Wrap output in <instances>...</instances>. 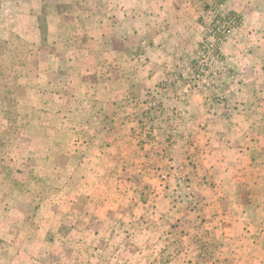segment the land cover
<instances>
[{
	"label": "rangeland",
	"instance_id": "rangeland-1",
	"mask_svg": "<svg viewBox=\"0 0 264 264\" xmlns=\"http://www.w3.org/2000/svg\"><path fill=\"white\" fill-rule=\"evenodd\" d=\"M119 1L0 0V264L170 261L167 255L148 259L143 253L144 240L137 234L142 230L134 219L138 216L136 208L147 195L132 193L137 179L121 173L117 176L115 171L114 176L101 173L105 164L99 159L100 150L87 149V134L98 142L100 138L95 135L99 132H87V125L70 129L64 123L73 116L61 115L62 112L76 109L61 83L49 82L48 100L39 93L46 76L59 74L67 80L82 74L81 64L87 59V10L106 6L111 11ZM122 1L127 10L132 9V4L137 6L134 0ZM137 2L141 10H157L167 3L168 17L147 20L145 27L161 24L160 31L154 32L165 36L159 49L183 52L175 55L171 65L165 62L164 76L133 102L139 111L136 116L131 114L134 129L127 132L126 138L142 151L148 169L160 182L158 186L167 189L173 185V201L185 204L188 211H198L202 206L192 182L200 178L201 183L203 177L199 176L196 147L184 130L188 108L195 97H200L206 115H218L222 120L242 110V76L226 64V59L245 54L247 63L257 59L264 62V43L259 46L264 0ZM227 20H231L229 24ZM145 27L138 36L151 34ZM210 44L217 59H203ZM174 78L183 80L181 88L188 86V96H180L177 89L148 97ZM59 86L62 97L56 100L53 90ZM148 101L158 103L162 112L157 115L151 109V120L145 121ZM43 105L51 110L59 105L61 114H42ZM78 105L86 108L87 102ZM81 117L87 122V114ZM179 154L184 157L182 161ZM255 212L260 222L256 232L260 240L253 244V256L244 264H264V209ZM200 241L198 252L208 255L206 245ZM163 247L165 243L158 245L157 251ZM199 256L203 262L208 261L200 253Z\"/></svg>",
	"mask_w": 264,
	"mask_h": 264
},
{
	"label": "crops",
	"instance_id": "crops-1",
	"mask_svg": "<svg viewBox=\"0 0 264 264\" xmlns=\"http://www.w3.org/2000/svg\"><path fill=\"white\" fill-rule=\"evenodd\" d=\"M134 1L137 6L132 4L130 10L122 0L111 11L106 6L87 10V59L81 64L82 74L67 80L59 74L46 76L39 92L48 100L49 82L61 83L76 110L67 109L61 114V106L51 110L43 105L41 113L73 116L63 120L70 129L87 125V132H99L95 135L100 138L98 142L87 134V149L100 150L99 159L105 164L101 173L111 176L115 171L117 176L121 173L137 179L132 193L147 195L145 202L135 207L138 216L134 219L142 230L137 234L144 240L146 258L167 255V264H244L253 256V244L260 240L256 234L260 222L255 211L264 209V62L257 59L247 63L245 54L226 59V64L242 76V110L228 119L206 115L200 97L190 102L184 130L196 147L203 182L199 183L200 178L192 182L201 209L188 211L185 204L173 201V185L167 189L158 186L160 182L148 169L142 151L126 138L127 132L134 129L131 114L136 116L139 111L133 102L164 76L165 62L171 65L175 55L181 56L183 52L159 49L165 36L154 32L160 31L161 24L145 27L147 20L168 17L167 3L157 10H141L140 3ZM143 27L151 32L149 36L145 31L142 37L138 36ZM260 38L259 46L264 43V28ZM75 48L79 50L78 46ZM60 91L61 86L53 90L56 100L62 97ZM82 101L87 102L86 108H82L84 104L78 105ZM85 114L87 122L81 117ZM178 158L182 161L184 157L179 154ZM199 241L206 245L207 262L200 259ZM162 243L166 247L157 251Z\"/></svg>",
	"mask_w": 264,
	"mask_h": 264
},
{
	"label": "built area",
	"instance_id": "built-area-1",
	"mask_svg": "<svg viewBox=\"0 0 264 264\" xmlns=\"http://www.w3.org/2000/svg\"><path fill=\"white\" fill-rule=\"evenodd\" d=\"M230 21L231 20H227L226 23L229 24L228 22H230ZM205 50L207 51V55L204 56L203 59H206V60L217 59V55L215 54V48H214L213 45L210 44V45L206 46ZM182 81H180V78H174L173 81H165V84L162 85V87H161L159 92H155V94H151L150 96L148 95V97L151 98V96L153 97V96H156V95H166L167 92L173 93L177 89H179L178 94L180 96H182V97L184 95L188 96V93H189L188 92V86H183L182 88L180 87V84H181ZM146 107H147V110L144 113V120L145 121H150L151 120V112H152L151 109H153L154 113L157 114V115H160L161 112H162V108H161V106L158 105V103L157 104H151L148 101ZM158 109H159V111H156ZM161 178L164 180L165 176H161ZM200 254H201V256H203L205 258L207 257V254L205 252H203V251L200 252Z\"/></svg>",
	"mask_w": 264,
	"mask_h": 264
}]
</instances>
